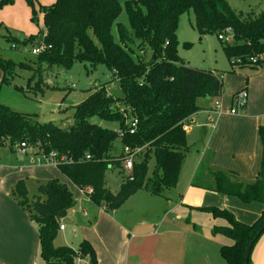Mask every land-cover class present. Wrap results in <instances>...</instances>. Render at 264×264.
I'll use <instances>...</instances> for the list:
<instances>
[{"label": "trees", "instance_id": "obj_1", "mask_svg": "<svg viewBox=\"0 0 264 264\" xmlns=\"http://www.w3.org/2000/svg\"><path fill=\"white\" fill-rule=\"evenodd\" d=\"M14 2L0 0V12ZM25 2L38 32L25 38L23 44L34 48L44 42L51 48L36 56V64L13 63L0 54L2 85H12L18 71L39 74L43 64L70 69L79 62L94 69L105 66L112 79L120 83L124 96L115 99L104 89L96 90L75 108L74 120L66 127L40 123L34 115L20 114L0 105V146L8 142L14 152L24 143L44 154L57 152L59 156H66L71 163L59 164L58 170L92 203L107 211L121 208L141 190L165 197L167 191L177 188L189 151L185 128H190L192 118L202 111L198 101L220 99L223 95L224 73L193 68L179 57L177 34L181 17L192 13L202 37L216 35L219 39L230 30L231 44L219 40L235 68L257 69L251 66L249 59L264 52V11L242 15L228 0H55L48 7L41 6L40 0ZM123 10L129 17L131 32L118 24ZM39 16H42L43 30L38 24ZM115 25L120 44L112 34ZM4 40L17 49L19 42L11 34ZM136 42L141 52L149 49L156 60L145 61L140 57L134 61L131 53ZM36 87V91L17 86L15 89L25 98L34 100L32 95L37 96L44 90L42 85ZM233 100L234 97L230 111ZM95 118L100 122H94ZM128 121L130 124L126 125ZM134 121L137 125L132 134ZM102 122L117 124L118 130L106 128ZM258 134L262 154L260 169L253 181L244 182L236 172L215 168L213 153L206 152L191 183L194 188L233 197L243 204L263 206L261 217L250 225L242 223L226 209L191 208L205 212L214 220L226 221L227 225H215L212 234L232 241L231 246L221 248V256L227 264L245 263L246 249L264 222V122L259 125ZM125 149L132 153L140 150L133 158L130 174L121 168L126 158ZM115 167L124 181L118 192L113 193L106 187L105 176ZM38 185V196L31 204L24 180L16 182L11 196L30 212V220L37 226L42 261L76 264L82 259L98 264L95 250L88 241H82L77 249L54 245L60 232V220L76 202L68 187L58 179ZM89 189H92L90 194Z\"/></svg>", "mask_w": 264, "mask_h": 264}, {"label": "rangeland", "instance_id": "obj_2", "mask_svg": "<svg viewBox=\"0 0 264 264\" xmlns=\"http://www.w3.org/2000/svg\"><path fill=\"white\" fill-rule=\"evenodd\" d=\"M52 2L54 0L40 1L41 6L45 7L51 6ZM228 2L232 8L242 15L254 11H264V0H228ZM9 16L14 19L16 14L8 13L7 17L9 18ZM39 18L38 24L43 30L42 16H39ZM30 23V29H24L22 32L12 31L9 28L11 26L6 22L0 23V54L6 60L13 63H37L38 58L31 53L32 47L23 44L25 38L31 36L29 34L36 33L37 35V24ZM118 24H121L126 30L131 32L129 17L125 10L122 11ZM10 34L19 42L17 49L12 48V44L4 40ZM112 34L115 42L120 44L119 31L116 25L112 29ZM177 35L179 41L178 55L184 63L193 68L224 73L223 95L220 99L201 98L198 101L202 112L193 118L192 127L187 131L189 151L181 168L177 188L167 191L165 197L154 196L146 190H141L121 206L118 217L120 219H129L131 225L134 226L138 222L141 224L147 223L149 230L158 227L157 229L164 233V236L161 237L164 238L160 242L163 256H170L178 260L192 259L195 264H227L221 256V248L231 246L233 243L225 236L212 234V229L215 225H227L226 221L222 219L214 220L205 212L191 208L217 207L229 210L235 216L239 214L242 219L250 217L252 212L248 210V204H238L237 201L235 203H223L222 207H219L217 203L214 204L215 201L218 202V199L211 195L218 196V193H205L191 186L193 170L195 167L197 168L199 162L197 159L203 154L204 147L209 144L214 134L212 129H203L202 127L207 124L210 125L211 121L216 124L215 120L220 113H230L232 98L244 90L248 94L246 106L237 113H230L231 116L242 119L243 122L228 128L222 125L220 130L231 133L230 147L234 150L236 156H238V153L235 148L243 146L245 150L251 152L250 156L256 162L257 168L258 164L260 168L261 143L258 125L264 122V64L258 69L233 67L222 49L221 41L216 35L202 37L199 34L195 24V17L192 13H186L181 17ZM185 45H189V48H186ZM131 57L134 61H138L140 57L142 60L150 61L153 58V54L149 49L141 52L139 43L136 42L132 47ZM44 60H46L45 57L43 58ZM17 73L19 75L12 82V85H2V76L0 74V105L6 106L20 114L34 115L40 123H54L62 127L70 125L75 117V108L81 105L96 90L104 89L115 99H122L124 96L120 83L112 79L111 74L103 65L94 69L88 64L76 62L70 69H63L54 66L45 67V64H43L39 74L31 73L27 70L18 71ZM37 84L39 86L42 85L44 90L39 92L37 96L32 95L34 100L25 98L20 91L15 89V86H17L26 90L36 91L38 89L36 87ZM258 118L259 123L256 125V119ZM94 122L99 123L100 121L95 118ZM101 124L106 128L118 130L117 124L107 122H102ZM129 124L130 121L126 123V125ZM196 124L203 125H199L200 128H195ZM204 130L208 131L209 136L207 138L203 134ZM220 138L218 135V139ZM29 147L27 145L28 149ZM37 154V150L34 149L33 155H28L27 157L19 155L16 152H12L10 144L6 142L3 146H0V164L10 167L11 173L14 170L31 169V166L36 165ZM121 168L124 171V165ZM37 172L47 176L50 180L58 179L71 191L76 205L69 210L64 222L60 220L59 224L62 225L64 223L67 232L65 234L58 232L54 245L56 247H75L74 239L76 235L74 231H83L85 227L91 226L87 222L88 219H86L83 210L90 214L91 210L96 206L91 203L88 196L74 186L54 166L40 167ZM125 173L130 174L129 172ZM6 177L3 175L4 179ZM239 177L244 182L250 181L242 174H239ZM22 180L27 184L29 192L27 200L31 204L38 196V183H46L47 181H42L38 177H27ZM105 181L106 187L111 192L116 193L124 179L118 168L115 167L106 173ZM218 197L221 199L220 196ZM23 211L30 219V212L24 209ZM255 221L256 219L252 223ZM160 223L163 224L159 227ZM78 246L79 243L77 244ZM263 247L264 235L252 251L251 264H254L255 255ZM39 252L35 250L37 255L30 264H45L38 256ZM80 260V263L83 264L84 260ZM86 264H89V262L87 261Z\"/></svg>", "mask_w": 264, "mask_h": 264}, {"label": "crops", "instance_id": "obj_3", "mask_svg": "<svg viewBox=\"0 0 264 264\" xmlns=\"http://www.w3.org/2000/svg\"><path fill=\"white\" fill-rule=\"evenodd\" d=\"M54 2H52V4ZM8 13L16 14L15 18L12 19L10 16L8 18ZM31 17V9L25 0H15L13 5L6 6L0 12V23L6 22L11 26L9 28H11L12 31L22 32L24 29H30V22H32ZM35 34L36 33H32L29 34V36ZM0 74L2 76L1 72ZM228 114L220 113L215 120L216 124H213L211 121L210 125L207 124L202 127L203 129H212L214 131L209 144L204 147V152L213 153L212 166L215 168L227 171L230 170L233 172L236 171L238 174H242L250 181H253L259 172V164L257 168L256 162L250 156L251 152L245 150L243 146L235 148V151L238 153V156H236L234 150L230 147L231 133L220 130L222 125L225 126V128H228L229 126H234L237 123L243 122L242 119L231 116L230 113ZM258 123L259 118L256 119V125ZM199 125L196 124L195 128H200ZM191 127L192 126H190L189 130ZM203 134L205 135V138L209 136L207 130H204ZM218 135L221 137L220 139H218ZM260 146L262 154V145L260 144ZM35 150H37L38 154L40 153L38 149ZM14 152L27 157L28 155H33L34 149L29 147L24 153H20L18 150ZM204 152L202 155L206 153ZM202 155L197 159L199 162L197 168L195 167L196 170L195 168L193 170V177L200 165L202 160L200 157H203ZM44 166L48 167L51 165L36 164L35 166H31V169H23L21 171L14 170L11 173L10 167L0 164V264H30L34 261L37 255L35 254V250L40 251L37 226L29 219L19 204L12 198L11 190L17 181L27 177H38V179L42 181L50 180L47 176L37 172L38 168ZM3 175L7 176L6 179L3 178ZM198 191H203L205 193L210 192L201 189H198ZM211 196L218 199V202L214 200V204L217 203L219 207H222L221 205H223V203H235V201H237L238 204H243L233 197H223L218 195L221 198L219 199L217 195ZM94 206L96 205L94 204ZM247 208L252 212V215L247 219H242L239 214H236L233 210L232 211L236 214L235 217L239 221L250 225L255 219L257 221L261 217L263 206L257 203H252L248 204ZM83 213L86 219H88L87 222L90 223L91 226L85 227L83 231H74L76 235L74 239L76 246L69 247L77 249L78 243L80 244L84 240L88 241L92 244L95 250L98 264H195L192 259L178 260L170 256H163L161 253L160 242L164 238H161L164 236V233H161L159 229H157L158 227L149 230L147 223L141 224L138 222L136 226H134L131 225L129 219H120L118 217L120 208L110 212L102 207L96 206L91 210L90 214L85 210H83ZM90 218L93 222L89 220ZM65 219L66 217L61 221L64 222ZM162 224L163 223H160L159 227ZM62 225H64V223ZM66 232L67 229L64 225V231H61L60 233L65 234ZM168 248H170V246H168ZM171 253L173 255L172 247ZM38 256H40V252L38 253ZM87 261L88 260H84V263L86 264ZM254 264H264V247L259 249L255 255Z\"/></svg>", "mask_w": 264, "mask_h": 264}, {"label": "built area", "instance_id": "obj_4", "mask_svg": "<svg viewBox=\"0 0 264 264\" xmlns=\"http://www.w3.org/2000/svg\"><path fill=\"white\" fill-rule=\"evenodd\" d=\"M226 33L227 34L225 36L222 35V36L219 37V39L225 41L226 43L231 44L232 43V39H233L232 33H231L230 30H227ZM12 47L15 48V46H12ZM50 48H51V46H48V45H46L43 42L39 46H35L34 48H32V52L31 53L34 56H39L42 53H44L47 50H49ZM249 62L251 64V66L261 67L264 64V52L254 56L252 58H250ZM238 63H240V62L238 61ZM247 97H248V94H247L246 90L237 93L234 96L233 110L230 111V113H234V112L237 113L238 111L243 109L246 106ZM136 125H137V121H134L132 123V125H131V127H132L131 128V133L132 134L135 131ZM185 129L189 130L188 127H186ZM120 135L122 136L123 134L121 133ZM17 149H18V151L20 153H24L26 151V149H27V145L24 144V143L20 144L17 147ZM139 152H140V150L139 151L137 150V151L132 153L131 151L126 149V151H125L126 158H125V161H124V170L126 172L131 173V171L133 169V158ZM37 157H38L36 159V164L37 165H51V166L57 167L59 164H69V163H71V160L69 158H67L64 155L63 156H59L57 152H51L49 154H44V153L40 152ZM87 159H90V157H87ZM88 192H89V194L92 193V189H89ZM61 231H64V225H60V232ZM80 262H81V260L78 259L76 264L77 263L79 264ZM83 264H85V263L83 262Z\"/></svg>", "mask_w": 264, "mask_h": 264}, {"label": "water", "instance_id": "obj_5", "mask_svg": "<svg viewBox=\"0 0 264 264\" xmlns=\"http://www.w3.org/2000/svg\"><path fill=\"white\" fill-rule=\"evenodd\" d=\"M153 59L156 60V56L155 55H153ZM262 235H264V222L261 225V227L258 230V232L256 233V235L250 241V243H249V245H248V247L246 249V252H245V263L244 264H249L253 248H254L255 244L259 241V239L262 237Z\"/></svg>", "mask_w": 264, "mask_h": 264}]
</instances>
